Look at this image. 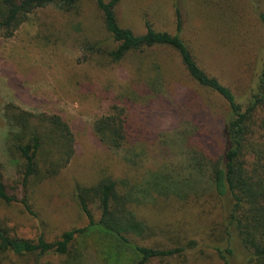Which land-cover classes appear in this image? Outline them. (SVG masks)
<instances>
[{
    "label": "rangeland",
    "instance_id": "1",
    "mask_svg": "<svg viewBox=\"0 0 264 264\" xmlns=\"http://www.w3.org/2000/svg\"><path fill=\"white\" fill-rule=\"evenodd\" d=\"M177 5L183 37L199 64L245 104L264 48V27L256 14L264 11V0H121L116 13L119 23L137 34L146 32V21L174 34ZM107 37L91 0H83L77 14L54 6L38 9L13 37L0 35V163L10 192L26 195L34 211L0 200V224L12 236L36 240L44 235L54 241L67 230L89 224L75 196L77 185L93 186L110 177L120 194L130 196L128 210L145 225V234L133 233V239L145 246L187 247L180 256L147 264H224L216 249L228 247L224 206L211 185L208 162L224 148L227 102L195 82L179 55L166 47L121 63L99 54L84 57L85 40ZM155 66L161 70L153 71ZM148 81L157 82L154 90ZM8 104L36 116L58 114L75 136L69 165L54 177L31 180L27 190L21 185L24 160L8 152ZM115 105L125 109L132 131L124 149L110 151L92 128L96 119L114 113ZM163 184L175 193H158ZM93 210L98 219L99 211ZM71 249L69 256L44 257L42 264H133L135 259L132 249L98 228L78 237ZM241 259L236 255L232 262L240 264ZM35 263L33 257L12 252L0 260Z\"/></svg>",
    "mask_w": 264,
    "mask_h": 264
},
{
    "label": "trees",
    "instance_id": "2",
    "mask_svg": "<svg viewBox=\"0 0 264 264\" xmlns=\"http://www.w3.org/2000/svg\"><path fill=\"white\" fill-rule=\"evenodd\" d=\"M91 1L102 15L103 28L108 37L97 41L85 40V58L99 54L113 63H121L131 55L166 47L179 55L182 65L195 82L219 94L227 102L230 116L224 121L222 130L224 148L220 155L211 157L208 162L211 185L224 206L223 231L228 245L225 250L216 249L224 264H234L232 258L236 255L242 258L240 264H264V48L259 53V71L251 95L243 104L231 87L199 64L191 45L183 37V18L178 5L175 7L174 34L156 30L150 21L145 23L146 32L137 34L119 23L116 8L121 0ZM82 3L83 0H0V35L7 39L13 37L38 9L54 6L65 13L77 14ZM256 14L264 27V11L258 9ZM151 69L157 71L160 67ZM156 83L148 81L145 84L154 90ZM114 110V113L96 119L92 129L106 149L119 151L130 142L132 130L127 126L125 109L115 105ZM5 118L10 127L8 152L11 157L18 154L24 160L21 185L26 190L31 180L38 183L54 177L69 165L76 151L75 136L62 116L46 113L36 116L8 104L5 106ZM13 162L18 165L17 159ZM168 183L173 184L169 178ZM158 186V193L173 192L169 185ZM75 196L89 219L87 226L72 228L58 239L48 241L44 235L36 240L12 236L0 224V260L7 252L33 257L35 264H42V259L52 253L69 256L77 238L90 235L95 228L108 239L132 249L135 253L133 264L167 260L187 250L184 246H145L133 239V233L145 234V225L128 210L130 196L120 194L117 182L110 177L93 186L78 184ZM0 200L7 204L19 202L34 214L26 195L19 197L10 192L1 163ZM93 207L99 211L98 219Z\"/></svg>",
    "mask_w": 264,
    "mask_h": 264
}]
</instances>
